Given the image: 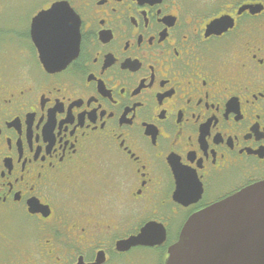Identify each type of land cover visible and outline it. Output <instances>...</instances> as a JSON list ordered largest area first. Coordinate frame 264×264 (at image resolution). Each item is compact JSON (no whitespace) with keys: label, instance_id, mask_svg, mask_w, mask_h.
<instances>
[{"label":"flooded vegetation","instance_id":"af4514ba","mask_svg":"<svg viewBox=\"0 0 264 264\" xmlns=\"http://www.w3.org/2000/svg\"><path fill=\"white\" fill-rule=\"evenodd\" d=\"M59 1L63 66L32 38ZM0 264H165L264 182V0H0ZM53 59V58H52Z\"/></svg>","mask_w":264,"mask_h":264},{"label":"water","instance_id":"95a60500","mask_svg":"<svg viewBox=\"0 0 264 264\" xmlns=\"http://www.w3.org/2000/svg\"><path fill=\"white\" fill-rule=\"evenodd\" d=\"M53 8L57 19L73 21L64 1L40 12L31 33L39 57L48 68L63 66L73 50L75 25L54 28L47 13ZM74 23V22H73ZM53 58V59H52ZM165 264H264V182L239 192L193 214L183 225L178 240L167 251Z\"/></svg>","mask_w":264,"mask_h":264},{"label":"snow or ice","instance_id":"6c2138e0","mask_svg":"<svg viewBox=\"0 0 264 264\" xmlns=\"http://www.w3.org/2000/svg\"><path fill=\"white\" fill-rule=\"evenodd\" d=\"M47 17L51 18V21L53 22L54 28L58 30H64V29H71L74 27L73 21H68V23H64L57 19L56 11L51 8V11L47 13Z\"/></svg>","mask_w":264,"mask_h":264},{"label":"rangeland","instance_id":"374dc122","mask_svg":"<svg viewBox=\"0 0 264 264\" xmlns=\"http://www.w3.org/2000/svg\"><path fill=\"white\" fill-rule=\"evenodd\" d=\"M13 10H6L4 13H1L0 14V23H4V21L7 19V18H10L12 17V14L11 13Z\"/></svg>","mask_w":264,"mask_h":264}]
</instances>
